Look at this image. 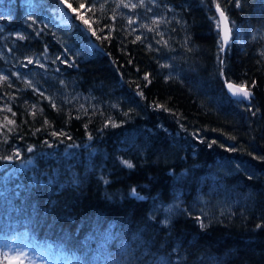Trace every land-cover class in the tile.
<instances>
[{"label":"trees","instance_id":"obj_1","mask_svg":"<svg viewBox=\"0 0 264 264\" xmlns=\"http://www.w3.org/2000/svg\"><path fill=\"white\" fill-rule=\"evenodd\" d=\"M58 2L0 0V245L264 264V0H69L96 36Z\"/></svg>","mask_w":264,"mask_h":264},{"label":"snow or ice","instance_id":"obj_2","mask_svg":"<svg viewBox=\"0 0 264 264\" xmlns=\"http://www.w3.org/2000/svg\"><path fill=\"white\" fill-rule=\"evenodd\" d=\"M59 2H60V4H63L67 8H69L73 13H75L77 16V19H80L87 26L88 31H90L93 36L97 35V32L92 28L91 22L88 19H86L80 13V9L86 8L85 3L81 2L79 5V9H77V8L73 7V5L71 3H69V0H59ZM142 4H143V0H141L140 6H142ZM236 4H237V6H239V0H236ZM120 6H123L125 8H131V9H134L137 7L136 4L124 3L123 0H119V2L117 3V7H120ZM87 7L89 10L95 11V4L94 3L88 4ZM101 7H103V5H101ZM217 11L220 13V17H221V21L217 22V26L219 27L221 22L224 24L223 37H222L223 43L221 44V49H223L224 44H227V42L229 40L230 29L228 27L227 18L225 17L224 12L220 9L219 5H217ZM29 19H31V16H29ZM134 22L135 21H133L131 18H129V20H128L129 24H133ZM158 22L159 21H157V20H153L152 23L155 25ZM151 30L152 29L149 28V31H151ZM19 38L24 39L23 36H20ZM97 38L100 39L101 37H97ZM108 38L109 37H104V39H108ZM139 39H140V37L138 36L137 40H139ZM56 59L60 60L61 63H68V61L66 59H61L60 57H57ZM28 63L31 64V63H33V61L31 59H29ZM221 63H222V61H221ZM41 67H43V65H41ZM13 75H16V73H13ZM147 78L148 77L146 75L145 79H147ZM6 80H7L6 76L0 75V81H6ZM227 87L232 92L233 96L242 97L243 99H248L251 96V93L242 84L241 85H233L231 83H228ZM141 95H142V93H141ZM41 96H43V93H41ZM53 107H56V105L53 104ZM9 111H10V109H9ZM13 115H15V113H13ZM4 120L7 122L8 125L14 123V121L8 119L7 116L4 117ZM46 123H47V121H46ZM4 126L5 125H0V127H4ZM52 135H56V133H52ZM213 143H215V141H213ZM19 155H20L19 151H15L13 153V155L0 156V159L11 161L13 159V156L19 157ZM128 166L131 167V164H129ZM197 219H199V217H197ZM257 227H260V225H257ZM26 260H30V257L26 253H24L23 251H17L14 254H11L9 251H0V264H25Z\"/></svg>","mask_w":264,"mask_h":264},{"label":"rangeland","instance_id":"obj_3","mask_svg":"<svg viewBox=\"0 0 264 264\" xmlns=\"http://www.w3.org/2000/svg\"><path fill=\"white\" fill-rule=\"evenodd\" d=\"M29 245V242L13 240L12 242L0 245V251H9L11 254H14L17 251H23L30 257V260H26L25 264H64L61 261L47 255L40 249L37 250V253L35 251L31 252Z\"/></svg>","mask_w":264,"mask_h":264},{"label":"water","instance_id":"obj_4","mask_svg":"<svg viewBox=\"0 0 264 264\" xmlns=\"http://www.w3.org/2000/svg\"><path fill=\"white\" fill-rule=\"evenodd\" d=\"M58 5L62 8L63 11H65L66 13H68V15H71V12L68 11V10L64 7L63 4H60V2H58ZM220 9H221V8H220ZM216 14H217L218 20L221 21L220 13L217 11V8H216ZM225 17H226V16H225ZM228 27H229V24H228ZM219 28H220V36H221V40H222V43H223V39H222V37H223L224 24H223L222 22L220 23ZM229 29H230V27H229ZM230 37H231V32H229V40H230ZM229 40H228V42H229ZM228 42H227V43H228ZM226 45H227V44H224V47H225ZM228 83H231V84H233V85H240V84H236V83H233V82H231V81H228V82L225 84V89H226V91L228 92V94H229L231 97H233V98H235V99L243 100L246 104H249V103L251 102V98L253 97V92H252L250 89L247 88L248 91L251 93V96H250L248 99H243L242 97H237V96H233V95H232V92H231V91L229 90V88L227 87V84H228Z\"/></svg>","mask_w":264,"mask_h":264}]
</instances>
